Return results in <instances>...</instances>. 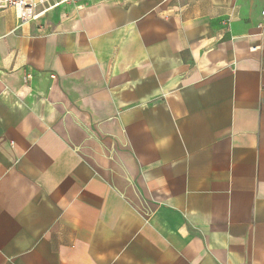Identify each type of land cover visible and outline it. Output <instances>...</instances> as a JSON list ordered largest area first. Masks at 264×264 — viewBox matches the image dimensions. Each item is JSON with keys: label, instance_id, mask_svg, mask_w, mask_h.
I'll list each match as a JSON object with an SVG mask.
<instances>
[{"label": "crops", "instance_id": "obj_1", "mask_svg": "<svg viewBox=\"0 0 264 264\" xmlns=\"http://www.w3.org/2000/svg\"><path fill=\"white\" fill-rule=\"evenodd\" d=\"M263 8L0 11V264H264Z\"/></svg>", "mask_w": 264, "mask_h": 264}, {"label": "built area", "instance_id": "obj_2", "mask_svg": "<svg viewBox=\"0 0 264 264\" xmlns=\"http://www.w3.org/2000/svg\"><path fill=\"white\" fill-rule=\"evenodd\" d=\"M66 1L70 0H0V11L8 8L14 9L19 26H22L34 21L39 14L45 13L59 3ZM39 7H43L44 9L40 13H37ZM261 14L264 16V8Z\"/></svg>", "mask_w": 264, "mask_h": 264}]
</instances>
